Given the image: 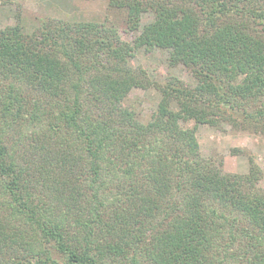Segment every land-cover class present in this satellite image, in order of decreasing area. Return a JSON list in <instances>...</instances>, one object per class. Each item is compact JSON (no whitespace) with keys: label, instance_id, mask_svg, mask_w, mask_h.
Returning a JSON list of instances; mask_svg holds the SVG:
<instances>
[{"label":"trees","instance_id":"16d2710c","mask_svg":"<svg viewBox=\"0 0 264 264\" xmlns=\"http://www.w3.org/2000/svg\"><path fill=\"white\" fill-rule=\"evenodd\" d=\"M107 1L130 42L111 22L0 29V264H264L260 169L224 172L195 137L264 136V0ZM140 49L193 84L132 68ZM133 88L160 95L146 121Z\"/></svg>","mask_w":264,"mask_h":264},{"label":"rangeland","instance_id":"374dc122","mask_svg":"<svg viewBox=\"0 0 264 264\" xmlns=\"http://www.w3.org/2000/svg\"><path fill=\"white\" fill-rule=\"evenodd\" d=\"M19 15V16H18ZM31 33L36 20L41 18L60 19L66 22L113 23L119 28L122 39L131 41L130 35L124 33V15L109 8L107 0H0V29L16 24L18 18ZM151 15L143 14L141 26L150 22ZM135 69H142L154 82L163 83L169 76H176L182 81L193 84L191 74L182 67L168 66V54L159 50L137 51L130 61ZM160 99L154 88H133L130 90L125 106L134 110L143 121L149 119ZM192 128V123L184 124ZM198 149L203 158L221 162L224 172L247 174L249 157H252L255 168L262 174L260 185L264 186V136L232 130L228 125L210 127L199 125L196 130ZM238 149L240 152H233Z\"/></svg>","mask_w":264,"mask_h":264}]
</instances>
